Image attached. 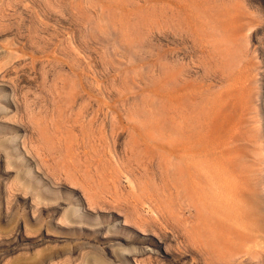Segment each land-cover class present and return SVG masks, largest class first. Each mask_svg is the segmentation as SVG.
<instances>
[{"label":"rangeland","instance_id":"374dc122","mask_svg":"<svg viewBox=\"0 0 264 264\" xmlns=\"http://www.w3.org/2000/svg\"><path fill=\"white\" fill-rule=\"evenodd\" d=\"M0 264H264V0H0Z\"/></svg>","mask_w":264,"mask_h":264}]
</instances>
